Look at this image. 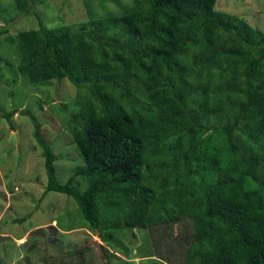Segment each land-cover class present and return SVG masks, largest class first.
<instances>
[{
    "label": "trees",
    "instance_id": "trees-1",
    "mask_svg": "<svg viewBox=\"0 0 264 264\" xmlns=\"http://www.w3.org/2000/svg\"><path fill=\"white\" fill-rule=\"evenodd\" d=\"M11 1L37 20L3 38L18 72L86 93L67 119L82 162L64 182L31 115L43 195L72 198L79 227L113 247L138 228L168 264H264V31L217 0H128L106 16L83 0L87 19L53 26L34 9L42 0Z\"/></svg>",
    "mask_w": 264,
    "mask_h": 264
},
{
    "label": "rangeland",
    "instance_id": "rangeland-1",
    "mask_svg": "<svg viewBox=\"0 0 264 264\" xmlns=\"http://www.w3.org/2000/svg\"><path fill=\"white\" fill-rule=\"evenodd\" d=\"M126 2L92 0L90 5L96 16H106L109 11L122 13ZM12 5L11 0H0V28L7 29L0 37V264H168L152 255L148 231H120L111 239L114 247L107 245L79 227L82 219L74 214L72 198L53 191L43 195L44 158L33 138L31 115L40 123V133L53 152L61 154L55 167L58 179L64 182L82 162L69 137L67 119L86 99V93L66 81L32 83L18 72V50L3 38L36 26L37 20L32 13L11 11ZM215 8L264 31V0H217ZM2 9H8V14ZM34 9L51 26L87 19L83 0H42ZM9 15L13 20L7 21ZM203 23L197 21V28ZM185 56L200 59L196 52L181 51L179 58ZM11 109L15 112L8 121L1 114ZM180 227L174 226L173 237ZM75 249H83V253H71Z\"/></svg>",
    "mask_w": 264,
    "mask_h": 264
}]
</instances>
